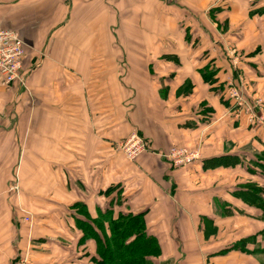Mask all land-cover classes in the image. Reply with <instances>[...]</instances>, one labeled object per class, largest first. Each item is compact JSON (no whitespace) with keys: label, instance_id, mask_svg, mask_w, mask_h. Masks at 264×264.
Returning <instances> with one entry per match:
<instances>
[{"label":"crops","instance_id":"0c3cea01","mask_svg":"<svg viewBox=\"0 0 264 264\" xmlns=\"http://www.w3.org/2000/svg\"><path fill=\"white\" fill-rule=\"evenodd\" d=\"M150 7L141 0H0V27L25 47L29 98L7 111L0 105V264L20 256L30 264H90L95 244L78 245L75 221L84 217L76 203L92 220L107 210L113 219L143 213L161 250L157 264H264L261 212L235 197L246 183L264 180L238 166L228 168L236 174L230 184L187 194L199 179L225 171L204 170L201 160L264 152V129L235 117L216 88L242 75L246 86L264 92V0H156ZM119 10L137 23L141 13H157L150 42L157 48L144 54L146 63L110 46L105 18ZM235 49L246 58L234 63L228 51ZM122 59L126 68L118 67ZM206 66L217 70L214 88L199 73ZM58 91L71 101L57 103ZM5 92L13 91L0 88ZM134 133L148 150L129 162L114 146ZM194 141L203 144L193 165L174 169L156 154ZM111 187L117 189L104 194ZM229 218L257 227L245 246L252 254H219L247 239L218 238V223Z\"/></svg>","mask_w":264,"mask_h":264},{"label":"trees","instance_id":"16d2710c","mask_svg":"<svg viewBox=\"0 0 264 264\" xmlns=\"http://www.w3.org/2000/svg\"><path fill=\"white\" fill-rule=\"evenodd\" d=\"M199 73L204 81L203 83L208 84L212 88L218 83V80H216V69L206 66L199 70ZM239 76L240 80L243 81L242 75ZM216 88L219 89L218 94H220L224 106L232 109V101L227 95L226 85L224 84ZM203 110L207 117L211 115L210 109L205 108ZM249 127L252 129H262L256 125H249ZM201 163L204 170H214L220 167L225 169L238 166L244 167L249 175L258 176L264 180V152L258 153L254 161L247 167L243 157L240 156H222L207 161L201 160ZM116 189L117 187H111L104 194H112ZM235 197L241 199L247 206L259 210L264 222V185L246 183L235 193ZM215 204L217 206V202ZM218 207L225 213V216L233 214L230 209L223 211L225 210V206L221 207L219 205ZM72 208L76 210V213L84 217L82 221L78 219L75 221L76 228L80 232L78 245H84L88 241H92L95 244V252L90 257V264H155L153 259L156 260L160 257L161 250L158 241L155 237L148 234L143 213L135 215L120 213L116 219H113L111 211L107 210L97 219L92 220L88 217L82 204L76 203ZM253 240L255 238L239 241L219 254H227L231 251L252 254L245 249V246L247 242Z\"/></svg>","mask_w":264,"mask_h":264},{"label":"rangeland","instance_id":"374dc122","mask_svg":"<svg viewBox=\"0 0 264 264\" xmlns=\"http://www.w3.org/2000/svg\"><path fill=\"white\" fill-rule=\"evenodd\" d=\"M141 1L143 3H147V5L149 7L152 3L156 2V0H141ZM119 3L120 2H118V5L116 6L117 8H120ZM102 4H104L103 1H102ZM103 9H104V7L102 8V10ZM110 13H111V16L109 18H107V17L105 18V19H107V24H108V26H107L108 29H107L106 34L111 36L113 38V41H115V44L110 45V46H112L113 49L116 48L118 53L119 52L121 53L120 57H124L125 53H128V55L130 57L134 58L132 60L134 63H146V59H142L144 54L147 52L150 53L151 52L150 49L152 48V46L157 48L156 44H154V45L150 44L151 39L154 38L156 35V20L158 17L157 13H155L151 10H147L144 13H141L143 21H139V23L131 20L130 15L132 13L124 12L122 10H119V12L117 11V12H110ZM106 15H107V11H102V15H101L102 20L104 19V17ZM110 19H111V21H110ZM109 21H110V23H109ZM222 31H224V30H222ZM127 40L129 42H127ZM104 47H105V45L102 44L101 45V51L102 52L105 51ZM74 48H75L74 45L70 46V50H74ZM154 50H155V48H154ZM234 56L238 57V59L245 57L242 54V52L239 53L237 50H236ZM53 61L59 62V63L63 62L60 60H53ZM41 62L42 61H41L40 57L32 60V62H30V63H32L30 65V70L32 69V67H34L37 64L39 66L41 64ZM65 62L67 63L68 61H65ZM127 63H126L125 59H122V60L118 61V67L119 68H126L125 65H127ZM27 70H28V68H25V70H24V73H26L25 76L28 73ZM243 82L244 81L239 79V83L242 84L244 87V90L246 93L245 95H249V97H251L255 101H257V100L263 101L264 100L261 97L262 95H264L263 90L260 91L256 88V86H252V85L246 86V84ZM26 86H27V88H26ZM11 90L14 92V93L12 92L13 94L11 92H5L3 94L0 93V105L3 103L2 105L7 106V109H5L6 111L12 109V107L14 108L15 106H17L19 104V102H21V104H22V105L20 104L21 106H26L28 103V100H29V98L26 94L27 90H28L27 80H25V87L24 88H22V89L13 88ZM63 93L64 92L58 91L56 99H57V101H59L57 103H59L61 105H66L65 103H67V101H71L70 99H72V98L66 97L65 94H63ZM76 96H77V93H76ZM15 103H16V105H15ZM199 107L202 108V110L205 109L204 105H200ZM63 108H65V107H59V109H63ZM69 110H72V108H69ZM93 111L94 112L96 111V113H101L103 111H106V108L105 107L94 108V109L90 108L88 112H89V114H93ZM68 113H70V112H68ZM24 114L27 115V109L23 108L19 115L22 116ZM134 134L137 135L144 142H146V140L141 138L137 133H134ZM119 143H120V141L117 143L116 146H114L115 151L117 153H120L121 155H123L125 157V159L128 160L126 158V156L123 154L122 148L119 147V145H118ZM213 143L214 142H212V144ZM193 144H191V146H186V145H179L178 146L177 145V147L185 148L189 155L199 154V156L201 157L200 150H201V146L203 143H201L199 145V144H197V142L194 141ZM146 152H147V150L142 151L139 155L146 153ZM257 154L258 153L254 152L253 150H250L248 148L244 150V153H242V156L244 159V163H246V167L248 165H250L252 163V161H254L255 156ZM138 156L135 159L128 160V161L134 162V161H136ZM21 158H22V156L20 157V159ZM181 168H183V167H181ZM174 169H180V167L174 168ZM215 170H218V169H215ZM215 170H212V172H214ZM224 170L225 171H223L222 172L223 174H221V175L220 174H218V175H216V174L207 175L204 178L199 179L198 185L196 187L192 188V190H190L187 194H193L195 191H201L202 189H206L208 191V189H210V188H216V187L220 186L221 184H224L227 182L230 184L234 180V177H236L235 176L236 174L234 172H231L230 169L229 170L224 169ZM37 196H40V195L37 194ZM22 216H24V218H23L24 223L29 224L30 222H27V219H26L27 215L22 214ZM219 223H218V228H217V230L220 231L218 234L219 235L218 238L224 239L227 241H232V239H234L236 237H238L239 239H242V238L251 239L252 236L251 235L248 236L250 231H258L257 227L254 225L251 226L250 222L247 220L241 221V219L229 218V219L222 220V223L221 222H219ZM157 260L158 259H156V260L153 259V262L156 263ZM29 264H30V262H29Z\"/></svg>","mask_w":264,"mask_h":264},{"label":"built area","instance_id":"2783aa9c","mask_svg":"<svg viewBox=\"0 0 264 264\" xmlns=\"http://www.w3.org/2000/svg\"><path fill=\"white\" fill-rule=\"evenodd\" d=\"M229 55L236 63L238 57L234 56L235 51L229 50ZM25 47L19 35L8 29L0 27V88L22 89L25 87V74L23 60ZM227 95L232 101V108L235 117L244 115L249 125H256L264 129V101L253 100L245 95L242 84L227 82ZM123 154L128 160L135 159L142 151L148 150V145L137 135L133 134L120 142ZM164 159L172 168H181L193 165L200 158L199 154L189 155L185 148L172 146L168 150L156 153ZM27 222L30 218L27 217ZM14 264H29L28 256H20Z\"/></svg>","mask_w":264,"mask_h":264}]
</instances>
